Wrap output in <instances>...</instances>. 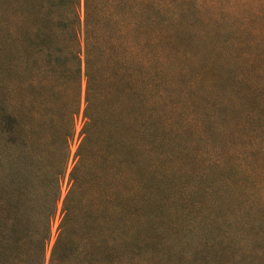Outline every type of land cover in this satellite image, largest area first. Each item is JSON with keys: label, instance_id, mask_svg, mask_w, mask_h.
Instances as JSON below:
<instances>
[{"label": "rangeland", "instance_id": "obj_1", "mask_svg": "<svg viewBox=\"0 0 264 264\" xmlns=\"http://www.w3.org/2000/svg\"><path fill=\"white\" fill-rule=\"evenodd\" d=\"M57 1L0 0V179H59L53 234L108 188L82 264H262L264 0H115L88 104L84 0L76 41Z\"/></svg>", "mask_w": 264, "mask_h": 264}, {"label": "trees", "instance_id": "obj_2", "mask_svg": "<svg viewBox=\"0 0 264 264\" xmlns=\"http://www.w3.org/2000/svg\"><path fill=\"white\" fill-rule=\"evenodd\" d=\"M148 0H137L142 4ZM104 7L97 8L94 0H84L83 29L85 48L84 64L86 77L85 101L90 103V96L93 91L94 75L89 65L90 53L87 47L89 37H94L91 32L105 16L115 18V0H103ZM67 6V20L70 24V31L76 41L79 32L80 0H65ZM63 5L58 0L55 6ZM57 16L60 14L53 11ZM94 43V40H93ZM79 62V50L72 52ZM79 71V68H78ZM262 78L264 81V66ZM262 138L264 158V83L262 90ZM76 168V167H74ZM54 179V187L49 186L43 177L36 182L22 183L14 179H0V264H82L88 256L87 251H82L81 242L87 238L86 229L98 224L97 216L101 214V223L113 216L114 204L111 192L108 188L100 190L98 196V207L95 203H88L87 199L75 198L71 190L61 199V207L58 223L53 234L52 228L57 216L58 203L60 201L59 179ZM76 186V185H74ZM263 187H264V166H263ZM46 188V189H45ZM92 200V198L90 197ZM99 211V212H98ZM262 216V236L259 239L264 264V195L260 207ZM110 219V218H109ZM255 247L256 239L251 241ZM50 245L48 258L46 252ZM80 247V248H79ZM256 249V247H255ZM95 257L92 253V257ZM95 260V259H94ZM97 262V260H96ZM93 262L92 264H96Z\"/></svg>", "mask_w": 264, "mask_h": 264}]
</instances>
